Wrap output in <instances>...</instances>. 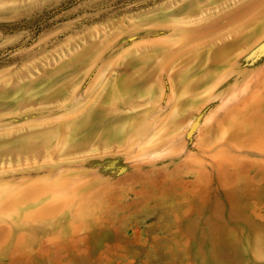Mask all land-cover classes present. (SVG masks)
<instances>
[{"label": "rangeland", "instance_id": "obj_1", "mask_svg": "<svg viewBox=\"0 0 264 264\" xmlns=\"http://www.w3.org/2000/svg\"><path fill=\"white\" fill-rule=\"evenodd\" d=\"M0 264H264V0H0Z\"/></svg>", "mask_w": 264, "mask_h": 264}, {"label": "water", "instance_id": "obj_2", "mask_svg": "<svg viewBox=\"0 0 264 264\" xmlns=\"http://www.w3.org/2000/svg\"><path fill=\"white\" fill-rule=\"evenodd\" d=\"M195 128H196V124H193L192 129H195Z\"/></svg>", "mask_w": 264, "mask_h": 264}]
</instances>
